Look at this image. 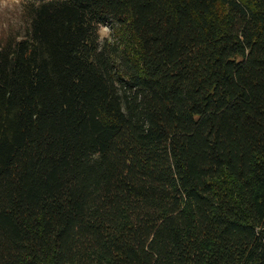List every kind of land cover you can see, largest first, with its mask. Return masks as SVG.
<instances>
[{"label":"trees","instance_id":"obj_1","mask_svg":"<svg viewBox=\"0 0 264 264\" xmlns=\"http://www.w3.org/2000/svg\"><path fill=\"white\" fill-rule=\"evenodd\" d=\"M23 9L0 45V264H264V0Z\"/></svg>","mask_w":264,"mask_h":264},{"label":"rangeland","instance_id":"obj_2","mask_svg":"<svg viewBox=\"0 0 264 264\" xmlns=\"http://www.w3.org/2000/svg\"><path fill=\"white\" fill-rule=\"evenodd\" d=\"M27 1L29 0H0V45H4L9 36L24 34L27 18L23 5ZM102 28L108 29V32L107 34L100 32L101 41H114L112 24L104 25Z\"/></svg>","mask_w":264,"mask_h":264},{"label":"clouds","instance_id":"obj_3","mask_svg":"<svg viewBox=\"0 0 264 264\" xmlns=\"http://www.w3.org/2000/svg\"><path fill=\"white\" fill-rule=\"evenodd\" d=\"M101 31H102L103 34H107L108 29H106V28H102Z\"/></svg>","mask_w":264,"mask_h":264}]
</instances>
